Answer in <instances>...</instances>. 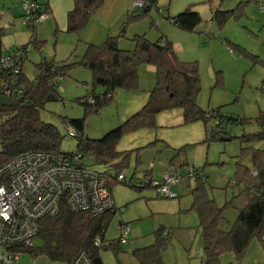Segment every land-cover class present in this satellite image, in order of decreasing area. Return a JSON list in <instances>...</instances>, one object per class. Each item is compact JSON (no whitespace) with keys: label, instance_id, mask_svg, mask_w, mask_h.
<instances>
[{"label":"rangeland","instance_id":"374dc122","mask_svg":"<svg viewBox=\"0 0 264 264\" xmlns=\"http://www.w3.org/2000/svg\"><path fill=\"white\" fill-rule=\"evenodd\" d=\"M21 1L0 0V48L5 52L28 45V59L23 70L29 79L37 74L35 65L57 50L68 55L64 62L75 63L82 59L87 44L81 40V35L67 32L54 35V28L46 27L40 40V29L46 26L42 22L37 29L40 49L30 44L31 34L22 25L18 8ZM128 1L103 0L102 6L94 12L95 16L92 15L95 20H92L91 27H105V40L107 37L118 38L121 50L133 48L131 39L134 36L144 35L150 42L161 36L168 39L180 62L197 64L200 79V92L196 98L198 107L205 112L217 110L220 116L239 121L225 125L224 137L228 141L210 140L212 121L184 124L181 109L160 112L156 116L155 128L146 127L120 138L116 151L129 152L127 165L120 174L126 179L135 176L143 180L149 175L153 181L160 180L164 174L161 172L177 155L174 161L178 173L193 168L202 172L207 197L218 207L232 203L224 207V220L219 224L222 231H230L239 210L246 204L245 196L241 195L242 186L234 183L237 165L251 169V151H264V140L251 143L240 140L243 135L264 129V125L261 127L257 121L259 116L264 119V0H156L143 15L132 7L124 9ZM189 6L201 18L192 33L179 30L166 19L177 16ZM216 11L230 13L221 27L212 20ZM132 14L138 16L137 19H131ZM142 71L138 69V91L118 90L113 100L97 114L92 111L85 115L81 103L92 91L100 95L103 89L92 85V74L87 68L77 65L70 69L59 82L60 102H45L38 116L44 123L56 127L63 136L61 154L77 152L78 141L68 136L67 120L82 119L85 115V138L98 140L142 108L145 99L136 105L132 102L135 97L149 98L148 90L144 89L148 77ZM243 149L247 150L241 154ZM83 165L94 171L115 174L113 163L92 164L83 159ZM196 183L191 179L174 186L177 199H161L153 187L137 191L120 183L112 185V201L117 210L107 218L104 245L117 242L120 224L128 226L130 233L123 246L113 244L114 248L100 250L102 264H138L133 251L152 245L155 241L153 234L161 228L170 237L161 253L163 264H201L197 256L201 228L196 211L190 209V192ZM32 241L33 245L38 244L36 239ZM219 258L220 264H264V245L255 237L240 260L230 253ZM14 264L60 263L21 252Z\"/></svg>","mask_w":264,"mask_h":264},{"label":"trees","instance_id":"16d2710c","mask_svg":"<svg viewBox=\"0 0 264 264\" xmlns=\"http://www.w3.org/2000/svg\"><path fill=\"white\" fill-rule=\"evenodd\" d=\"M156 0H147L146 6L141 15L146 14ZM103 0H74L73 9L67 14V33L78 34L84 29L91 16L102 5ZM147 10L146 12H144ZM229 12L216 11L212 15L216 25L222 26L230 16ZM131 19H137L135 14ZM140 16V15H139ZM173 26L184 32L195 31L201 23L200 16L189 6L184 12L173 18L167 17ZM31 34L30 44H34L39 49L36 32L28 31ZM2 31L0 29V38ZM143 35L134 36L131 40L133 48L121 50L118 48V38L107 37L100 45H88L81 60L75 63H54L41 62L35 65L37 74L33 80H29L23 73V63L26 60L28 45L25 49L24 58L20 64L18 84L23 86L24 92L17 99L20 103L15 107L0 106V168L9 159L28 151H45L60 153V145L63 136L51 124L41 121L39 110L42 104L47 101L56 100L60 102L57 89L48 86L49 79L64 78L73 66L87 68L92 74V85L102 88V94L91 92L81 104L84 106L85 115L97 111L113 100V95L118 90L129 92L138 91L140 66H152L155 68V85L149 92V98L145 105L129 118L122 125L107 132L98 140L85 138V115L82 119L67 120L68 129L77 132V152L83 159H88L92 164L107 165L113 163L115 174L110 185L117 184V175H121L120 170L126 167L129 152L116 151L120 138L128 133L138 131L143 128H155L156 116L163 111L181 109L183 112L184 124L202 121L206 124L212 121L210 130V140H220L226 138L225 125L236 123L235 118L222 117L217 110L202 111L197 104L200 92V79L196 63L180 62L177 58L173 45L163 36L157 38L155 42H150ZM94 98L93 104H88V98ZM15 100V99H13ZM30 105V106H29ZM263 117L259 116L257 121L263 127ZM216 122V126H214ZM69 131V130H68ZM240 140L244 143L264 140V129L254 134L243 135ZM247 149H243L244 154ZM178 154V153H177ZM177 156V155H176ZM176 156L170 160V165L174 171L176 168ZM252 168L238 164L235 177V185L242 186L241 195L247 198V204L239 210L236 221L230 231L224 232L219 228L226 206L218 207L214 200L207 197L206 188L203 185L202 177H194L197 181L191 190L192 206L191 210L196 211L201 228L200 243H204L205 249L201 264H220V256L230 253L237 260L245 254L249 243L257 237L260 244L264 245V151H251ZM117 161V162H116ZM184 165V164H182ZM180 165V167H183ZM198 173V170L192 169ZM252 171L255 175L252 174ZM111 174V173H110ZM143 178L144 185L141 187L128 186L129 188L141 191L151 187L153 181L149 175ZM140 179V178H139ZM142 180V179H141ZM3 179L0 178V185ZM178 197V196H177ZM177 197L175 199H177ZM116 211V209H115ZM114 211V212H115ZM113 214V213H112ZM105 214L92 218L85 212H71L65 205L54 217H46L40 221V229L36 236L37 245L26 250L32 257L44 256L50 261L60 264H70L80 253L85 252L92 264H102L100 250L114 248L111 243L104 245V236L108 219ZM121 225V224H120ZM162 228L153 234L155 241L152 245L133 251L138 264H163L161 253L167 246L170 239ZM96 239L101 241L100 246H95Z\"/></svg>","mask_w":264,"mask_h":264},{"label":"built area","instance_id":"2783aa9c","mask_svg":"<svg viewBox=\"0 0 264 264\" xmlns=\"http://www.w3.org/2000/svg\"><path fill=\"white\" fill-rule=\"evenodd\" d=\"M147 0H134L133 9L142 10ZM22 25L28 31L35 32L39 23L47 18L33 0H22L19 6ZM37 33V32H36ZM37 35V34H36ZM37 37V36H36ZM28 49V48H27ZM25 49L13 48L0 50V97L17 99L24 92L18 84L20 64ZM62 78L49 79L48 86L59 90ZM94 98L87 100L93 104ZM214 122V126H216ZM70 138H78L73 129H69ZM252 174L255 173L252 171ZM202 177L189 169L183 173L166 172L158 181H152L151 187L162 198L177 197L173 187L184 180ZM0 264H14L18 253L32 248L40 227V221L54 217L62 205L71 212H85L96 218L115 211L110 181L113 176L108 172H98L87 168L79 154L66 155L55 152L28 151L9 159L0 168ZM117 183L126 186L141 187L144 181L117 175ZM130 229L120 225L119 246L127 243ZM95 246L101 241L96 239ZM85 252H80L70 264H92Z\"/></svg>","mask_w":264,"mask_h":264},{"label":"crops","instance_id":"0c3cea01","mask_svg":"<svg viewBox=\"0 0 264 264\" xmlns=\"http://www.w3.org/2000/svg\"><path fill=\"white\" fill-rule=\"evenodd\" d=\"M33 1L38 5V7L41 8L42 11H44V12L47 13V18H45V20L42 22V24L45 23L46 26H44V27H42L40 29L39 37H40V34H42V32L44 30H46V27L47 28L50 27L52 29L54 28V30H53V31H55V34L54 35H58V33H60V32H66L65 30L67 28V14L74 7L73 6L74 5V0H33ZM133 2H134V0H129L127 2L128 4L125 3L126 5H125L124 9H128V8L133 7ZM19 11H20V8H19ZM20 13H21V11H20ZM93 16H95V13L93 14ZM93 16H91V19H89L88 25L84 29H82V31L80 33H78L79 35H81V40L83 39L84 40L83 42H85L87 44V46L88 45H100L102 42L105 41V38H104V34H105L104 30L105 29H103L105 27H101L100 25L99 26L98 25H94V26L91 27L92 20H95V18ZM39 25L40 24H38V26ZM38 26H37V29H38ZM172 26H173V24H172ZM37 31L38 30H36L35 32H37ZM36 34H37L36 36H37V39H38V32ZM55 37L58 40V36H55ZM40 40H41V37H40ZM40 43H41V41H40ZM39 49H37V50H39ZM128 49H130V48H128ZM0 50H1V48H0ZM175 54H176V52H175ZM27 56H28V52H27V54L25 56L26 57V60L28 59ZM46 56H47V58L45 57L43 60L40 61V63L41 62H45V63L46 62H49V59L50 58L53 60L54 63L64 62V59H66L68 55H66V54L64 55V53H59L58 50H57L52 55L51 54H47ZM176 56H177V54H176ZM177 58H178V56H177ZM23 65H24V63H23ZM139 69L140 70H143L142 72H144L146 74V77H148V81L146 82V86H145L144 89H147L148 90V94H149V92L152 90V87L154 88V86H153L154 84L153 83L155 81V76H154L155 75V68L152 67V66H144V67L141 66V67H139ZM23 73L25 74L24 70H23ZM25 76L27 77L26 74H25ZM33 79H29V80H33ZM135 98L136 99L132 100V102H134L135 105H136V103L138 104L143 99H145V100H143L144 102L146 100H148L147 97H143V98H141V97H135ZM133 109H138V108H133ZM171 171L173 172L174 170L172 169L171 165L169 164L168 166L165 167V169L161 173H166V172H171ZM161 173H159V174L161 175ZM132 177H135V176H132ZM156 181H158V180H156ZM246 204H247V198H246ZM246 204H245V206H246ZM114 206H115V203H114ZM113 214L106 215V218H108L109 216H111ZM201 244L202 243H200L198 245L197 252H198Z\"/></svg>","mask_w":264,"mask_h":264},{"label":"water","instance_id":"95a60500","mask_svg":"<svg viewBox=\"0 0 264 264\" xmlns=\"http://www.w3.org/2000/svg\"><path fill=\"white\" fill-rule=\"evenodd\" d=\"M150 2L152 0H149ZM147 10H145L144 12H146ZM20 103V100L19 99H7V98H3V97H0V106H3V107H15L16 105H18ZM30 106V105H29ZM229 139L227 138H223V141H228ZM205 244L202 243L200 245V248L198 250V253H197V256L203 261L204 263V260H203V254H204V249H205Z\"/></svg>","mask_w":264,"mask_h":264}]
</instances>
